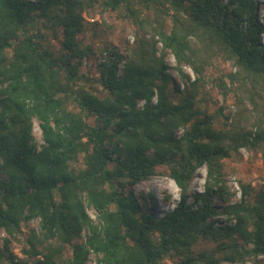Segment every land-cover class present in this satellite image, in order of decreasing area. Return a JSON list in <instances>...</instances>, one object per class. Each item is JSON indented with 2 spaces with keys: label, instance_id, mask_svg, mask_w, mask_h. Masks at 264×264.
<instances>
[{
  "label": "trees",
  "instance_id": "trees-1",
  "mask_svg": "<svg viewBox=\"0 0 264 264\" xmlns=\"http://www.w3.org/2000/svg\"><path fill=\"white\" fill-rule=\"evenodd\" d=\"M97 5L137 29L126 54L85 41L100 27L84 15ZM258 9L257 0H0V264H264V186L242 183L232 203L225 178L241 149L264 162ZM216 59L236 70L210 79ZM92 60L96 78L82 72ZM161 168L180 191L163 211L151 193H140L150 208L136 195ZM202 168L203 189L191 191ZM20 241L23 259L12 249Z\"/></svg>",
  "mask_w": 264,
  "mask_h": 264
},
{
  "label": "rangeland",
  "instance_id": "rangeland-1",
  "mask_svg": "<svg viewBox=\"0 0 264 264\" xmlns=\"http://www.w3.org/2000/svg\"><path fill=\"white\" fill-rule=\"evenodd\" d=\"M259 9L258 16L259 21L264 27V0H257ZM85 18L88 22L94 23L97 22L100 24V27H97V34H93L92 32L88 33L85 41H93L97 48L102 46L103 44H113L126 54L124 48L127 42L133 43L135 39V35L137 33V29L133 26V24L125 20L121 17L120 13H111L103 11L102 8L97 5L94 9L85 13ZM42 35L45 39L46 44L54 51L56 54L60 52L61 45L59 40L54 39V34L52 30L42 27ZM262 40L264 41V33L262 35ZM169 66L171 67L170 73L173 75L175 80L181 84V87L184 88L183 84L180 81L179 75L177 74L175 67L176 61L173 55H169L167 58ZM233 64L231 62H223L219 59H216L213 66L209 69L208 77L210 79L216 78L224 73H229L231 71H235ZM184 71L188 73L192 78H194V74L189 67H184ZM82 72L88 74L91 78L97 77V71L94 67V61H84L82 66ZM212 96L215 100L220 102V105H225L232 107L233 106V98H228L227 101L223 100L222 95L216 88L215 84H210L209 88ZM211 106L210 111L214 113V111L220 106ZM221 122L223 119H220L218 126L221 127ZM34 136L39 145L43 144L42 141V132L39 127V123L37 120L34 121ZM206 177V168H202L198 170L196 176L190 184V190L200 191L203 189V185ZM225 178L227 182V186L232 192L233 196L229 202H237L240 200L239 192L241 191V184H251L254 188L258 189L261 186H264V162L261 151H248L246 149H241V156L239 158H233L227 160L225 162ZM145 192L147 194L151 193L153 196L156 205L152 208L155 210H167L169 208H173L172 203H175L180 198V191L175 185V183L170 179L168 172L165 168H161L158 170L157 175L151 177L150 179L142 182L136 187V195L138 196V201L142 205L146 204L149 208L151 207L150 201L144 202L140 197V193ZM170 196L172 201L170 203H165L164 199ZM216 203H220V201L216 200ZM87 211L93 221L96 223L97 214L92 208H87ZM39 221L31 222L27 225L26 228H35L38 229ZM6 237V234L1 231L0 239L1 244H3L2 239ZM24 247L23 241L19 243H13L12 249L19 258H25L22 254L21 250ZM211 245H206L204 243H200L199 248H210ZM71 255V250L68 248L67 256ZM96 258L92 256L91 264H95ZM169 264L171 262L169 261ZM222 264H230L223 262Z\"/></svg>",
  "mask_w": 264,
  "mask_h": 264
},
{
  "label": "built area",
  "instance_id": "built-area-1",
  "mask_svg": "<svg viewBox=\"0 0 264 264\" xmlns=\"http://www.w3.org/2000/svg\"><path fill=\"white\" fill-rule=\"evenodd\" d=\"M154 101H156V99H155ZM239 197H240V199H241V191L239 192Z\"/></svg>",
  "mask_w": 264,
  "mask_h": 264
}]
</instances>
